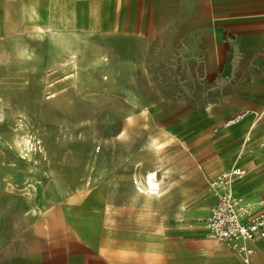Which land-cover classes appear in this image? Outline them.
Returning <instances> with one entry per match:
<instances>
[{
    "label": "rangeland",
    "instance_id": "rangeland-1",
    "mask_svg": "<svg viewBox=\"0 0 264 264\" xmlns=\"http://www.w3.org/2000/svg\"><path fill=\"white\" fill-rule=\"evenodd\" d=\"M170 1H157L155 13L178 11L177 18H154L147 0H67L66 18L53 19L41 31L25 17V0H0V264H11L13 256L31 249L29 213H39V203L52 204L81 184H98L81 183L93 174L136 180L157 169L161 191L176 184L192 188L188 201L199 207V220L217 199L215 180L221 172L242 166L245 174L250 162L243 159L252 154L264 173V54L246 55L239 46L242 32L258 29L233 26L253 23L262 3L210 0L215 18L207 30L223 27L227 53L219 66L196 67L199 84L179 67L188 47L196 57L202 54L198 33L189 36V44L172 35L181 18L195 10L192 0ZM75 5L82 21L71 19ZM146 27L158 29L159 36H140ZM144 64L156 75L145 76ZM179 100L191 104L181 115ZM203 104L207 129L194 135L173 130L183 113ZM246 109L245 118L228 124ZM129 113L136 116L132 122ZM247 118L250 130L230 132ZM24 127L38 137L39 148L30 156L12 147L8 135ZM155 134L164 157L148 144ZM11 159L17 170L10 167Z\"/></svg>",
    "mask_w": 264,
    "mask_h": 264
},
{
    "label": "crops",
    "instance_id": "crops-1",
    "mask_svg": "<svg viewBox=\"0 0 264 264\" xmlns=\"http://www.w3.org/2000/svg\"><path fill=\"white\" fill-rule=\"evenodd\" d=\"M157 1L166 4L164 0H147L150 6L148 14L151 12L156 19L165 14L176 18L179 16L178 11L174 14L172 10L155 13ZM173 1L170 3L175 4ZM237 1L262 3L261 11L254 15L253 23L235 21L233 26L234 29H240L253 25L258 29L252 33L242 32L239 46L246 55L264 54V0ZM192 3L195 10L191 15L181 18V26L172 35L179 36V42L187 40L189 44V36L198 33L202 54L196 57L188 47L186 55L183 53L179 57V67L200 84L201 81L195 80L196 67L210 70L219 66L226 59L227 47L220 38L222 26L216 25L214 31L207 30L215 18L210 11V0H192ZM139 34L158 37L159 30L146 27ZM140 67L145 76L156 75H152L145 64ZM200 100L203 103L205 98L201 96ZM176 104L181 105L177 114L191 105L183 106L180 100ZM248 113L244 112L241 118H245ZM182 116L172 125L173 130L181 134L194 135L209 126L205 104ZM250 123L251 119L247 118L230 132L239 134L248 131L252 128ZM254 158L255 155L251 154L243 159L244 163L250 162L246 173H243L245 176H235L230 186L234 194L257 201L264 197V173L258 172L259 163L254 162ZM130 177L102 175L100 178L104 179H98L99 175H91L89 180L81 183L98 184H81L73 192L57 196L52 204L39 203L36 206L39 213L35 209L29 213L32 216L28 229L32 238L31 249L25 254L13 256L11 264H243L241 255L225 242L211 236L205 224L204 217L209 214L218 195L206 213L197 220L195 214L199 207L189 205L188 199L194 197L189 185L186 189H179L176 184L174 189L147 193L139 191L134 184V177ZM219 188L220 192L226 190ZM184 198L186 202H181L180 199ZM251 244L254 248L253 260L264 264V237Z\"/></svg>",
    "mask_w": 264,
    "mask_h": 264
},
{
    "label": "built area",
    "instance_id": "built-area-1",
    "mask_svg": "<svg viewBox=\"0 0 264 264\" xmlns=\"http://www.w3.org/2000/svg\"><path fill=\"white\" fill-rule=\"evenodd\" d=\"M243 173L242 166H236L217 176L215 184L226 190L218 194L204 221L213 236L241 255L243 264H259L252 258L251 243L264 237V197L254 201L232 192L233 178Z\"/></svg>",
    "mask_w": 264,
    "mask_h": 264
},
{
    "label": "bare ground",
    "instance_id": "bare-ground-1",
    "mask_svg": "<svg viewBox=\"0 0 264 264\" xmlns=\"http://www.w3.org/2000/svg\"><path fill=\"white\" fill-rule=\"evenodd\" d=\"M68 8L69 7L67 5V0H25L24 15L28 19V21L29 20H34L35 21V26L37 28H39V30L47 31V29L52 26L53 19L56 18L58 20H64L66 18L64 16L68 12ZM71 19L73 21H75V22L83 20L81 8L77 7V5H75V7L73 6ZM28 21H26V24H25L26 25L25 27H27V28L30 27L28 25ZM93 24H98V23L94 22ZM71 53L74 54L75 51L73 50ZM53 95L54 94H52V96ZM141 110L146 112L147 108L145 107L144 109H141ZM247 111H249V110L246 109V110L240 112L239 114L234 115L229 121H231L232 123L240 121L241 120V116L244 114V112H247ZM135 118H136V116L133 113H129L128 114V121L129 122L134 121ZM8 135L12 136V141H10V144L12 145V147L14 146V148H17L18 151L21 154H24L26 156H30L31 155L30 154L31 151L36 150V148L39 146V145H37L38 137H35L33 134L31 135L28 127L27 128L24 127L21 131L20 130H16L14 133L10 129ZM158 135L157 134L152 135L150 137L149 141H148V144L150 146H152L154 149H156L157 151L161 152L160 157H164V153L165 152L163 153L162 141L159 139ZM161 137H162V135H161ZM39 141H40V144H41V140H39ZM40 149L41 150H45V147L43 148V144H41ZM165 149H167V148H165ZM10 167L12 169H14V170H17L19 168V164L11 159V166ZM43 169H46V167L43 168ZM93 176H94V174H93ZM135 181H136V188L139 191L147 192V193H159L160 192V182H159V178H158V170L157 169L148 170V172L146 173V175H145V177L143 179L142 178L140 179L138 176H136V180ZM216 192L220 193V188L219 189L217 188ZM91 195H94V194H91ZM80 208H83V207H80ZM65 213H67V212H65ZM92 216H93V214H92ZM96 217H98V215H96ZM50 222H51V220H50ZM102 262H104V260ZM103 264H105V263H103Z\"/></svg>",
    "mask_w": 264,
    "mask_h": 264
}]
</instances>
